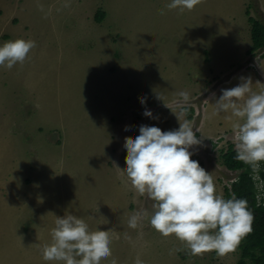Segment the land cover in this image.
Instances as JSON below:
<instances>
[{
  "label": "rangeland",
  "instance_id": "1",
  "mask_svg": "<svg viewBox=\"0 0 264 264\" xmlns=\"http://www.w3.org/2000/svg\"><path fill=\"white\" fill-rule=\"evenodd\" d=\"M169 2L0 0V44H36L23 63L0 67V264H61L44 261L42 248L56 215L67 214L109 233L112 255L103 264H238L239 243L224 256L193 255L147 217L128 226L153 204L124 171L126 141L139 135L138 126L178 128L171 109L179 114L177 93L188 91L191 118L181 119L202 138L191 159L223 196L238 173L222 163L228 145L235 149L237 118L213 115L214 103L241 77L264 90V48L247 53L248 18L264 23V0H201L183 12L168 10ZM98 9L105 12L99 22ZM145 106H156L159 119L145 117Z\"/></svg>",
  "mask_w": 264,
  "mask_h": 264
},
{
  "label": "clouds",
  "instance_id": "2",
  "mask_svg": "<svg viewBox=\"0 0 264 264\" xmlns=\"http://www.w3.org/2000/svg\"><path fill=\"white\" fill-rule=\"evenodd\" d=\"M199 3L201 0H170L166 8L191 11ZM160 14L165 11L162 9ZM35 46V41L22 38L5 41L0 44V67L11 69L23 63ZM240 80L235 87L221 90L212 114L230 112L231 117L237 118L233 124L237 159L252 167L256 179L264 162V90L254 91L250 78ZM177 96L179 114L164 104L178 118V128L162 131L142 124L138 126L139 135L126 141L125 175L136 193L153 201L152 212L137 211L130 216L128 226L136 228L147 217L162 236L174 235L191 254L215 251L224 256L234 251L240 238L251 231L252 213L246 199L218 194L210 173L191 159L195 146L202 145V138L196 136L200 130L191 121L181 119L187 115L190 93L181 90ZM156 98L163 101L158 92ZM146 101L147 97H142L141 105H146ZM142 114L159 119L146 106ZM111 255L109 233L92 232L83 218L72 214L56 215L51 242L42 248L44 261L61 264H103ZM111 264L117 261L113 258ZM137 264L142 262L138 260Z\"/></svg>",
  "mask_w": 264,
  "mask_h": 264
},
{
  "label": "trees",
  "instance_id": "3",
  "mask_svg": "<svg viewBox=\"0 0 264 264\" xmlns=\"http://www.w3.org/2000/svg\"><path fill=\"white\" fill-rule=\"evenodd\" d=\"M105 12L102 9L96 10L94 19L102 21ZM251 36V46L247 53L251 54L255 50L264 48V23L255 18H248ZM192 108H187V117L191 118ZM128 157V153H126ZM222 163L229 171H237V176L229 186H224L223 197L230 198L235 195L237 198L248 201V209L252 213L251 231L242 236L239 240L240 258L238 264H264V196L257 188L252 167L237 159L236 150L229 144L222 154ZM264 162L259 168V177L264 179ZM260 190V191H259ZM264 190V189H262Z\"/></svg>",
  "mask_w": 264,
  "mask_h": 264
},
{
  "label": "water",
  "instance_id": "4",
  "mask_svg": "<svg viewBox=\"0 0 264 264\" xmlns=\"http://www.w3.org/2000/svg\"><path fill=\"white\" fill-rule=\"evenodd\" d=\"M148 109H151L152 112L154 113V111L156 110V106H154V108L150 107V108H148ZM143 111H144V109H143Z\"/></svg>",
  "mask_w": 264,
  "mask_h": 264
},
{
  "label": "flooded vegetation",
  "instance_id": "5",
  "mask_svg": "<svg viewBox=\"0 0 264 264\" xmlns=\"http://www.w3.org/2000/svg\"><path fill=\"white\" fill-rule=\"evenodd\" d=\"M256 176H257V173H256ZM258 176H259V174H258Z\"/></svg>",
  "mask_w": 264,
  "mask_h": 264
}]
</instances>
